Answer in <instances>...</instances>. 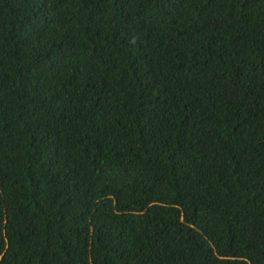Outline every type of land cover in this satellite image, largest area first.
I'll list each match as a JSON object with an SVG mask.
<instances>
[{
	"label": "trees",
	"instance_id": "obj_1",
	"mask_svg": "<svg viewBox=\"0 0 264 264\" xmlns=\"http://www.w3.org/2000/svg\"><path fill=\"white\" fill-rule=\"evenodd\" d=\"M0 264H264V0H0Z\"/></svg>",
	"mask_w": 264,
	"mask_h": 264
}]
</instances>
